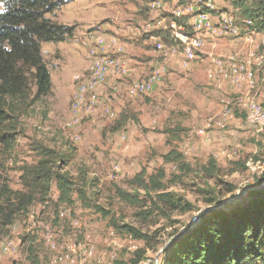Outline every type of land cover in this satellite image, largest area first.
<instances>
[{
  "label": "rangeland",
  "instance_id": "374dc122",
  "mask_svg": "<svg viewBox=\"0 0 264 264\" xmlns=\"http://www.w3.org/2000/svg\"><path fill=\"white\" fill-rule=\"evenodd\" d=\"M152 1L148 9L149 0H72L55 12L57 22L73 24L77 32L116 40L124 48L128 75L104 96L99 89L93 113L73 125V78L86 68H72L67 50L59 48L71 44L87 56L89 43L82 42L88 37L42 42L51 92L18 118L12 145L0 144V187L22 189L20 167L36 160V143L63 153L75 148L64 167L71 176V202L58 198L53 181L44 201H34L11 224H0V264H31L30 253L38 264H73L68 260L79 262L84 254L87 264H110L116 257L130 264L138 255L137 264H162L171 241L201 213L227 209L243 202L249 190L264 187V178L256 180L264 172V127L248 123L236 102L249 97L264 109V32L249 27L229 0H211L216 8L207 12L209 23L218 26L223 12L232 17L229 32L193 49L189 67L177 69L155 55L149 37L140 38L151 32L144 29L147 21L163 18L167 27L169 12L178 7L163 0L167 4L156 8ZM206 2L192 0L193 10L212 9ZM145 44L156 66L163 63L164 74L149 93L129 96L131 82L146 80L154 69L145 60ZM239 71L251 73L249 82L232 84L230 75ZM178 124L183 131L176 138L172 130ZM169 150L180 152L187 167L164 159ZM159 169L162 187L149 179ZM162 192L184 209L158 197ZM72 244L75 252L69 251Z\"/></svg>",
  "mask_w": 264,
  "mask_h": 264
},
{
  "label": "trees",
  "instance_id": "16d2710c",
  "mask_svg": "<svg viewBox=\"0 0 264 264\" xmlns=\"http://www.w3.org/2000/svg\"><path fill=\"white\" fill-rule=\"evenodd\" d=\"M71 1L0 0V144L12 145L18 118L39 98L51 92L50 72L41 44L64 41L73 35L75 25L59 23L53 18L57 10ZM229 1L245 20L250 21L249 27L264 32V0ZM189 2L191 0H177L176 5ZM213 10L200 9L205 13ZM168 17L181 27V35H194L189 14L173 16L169 12ZM169 23L167 27L163 24L150 34H143L141 40L155 35L164 44L176 45L180 49L181 41L173 33L177 31ZM178 125L172 130L176 138L183 131ZM33 150L36 160L20 167L22 189L10 190L7 185L0 187V224L4 226L11 224L15 215L26 211L34 201H44L53 181L58 198L71 202V176L64 167L73 158L75 148L63 153L36 143ZM181 158L182 154L176 150H169L164 155L166 160H176L180 168L187 167ZM208 164L214 166V158L210 157ZM163 176V170L159 169L156 176L150 175L149 179L156 187H162L159 178ZM263 178L264 172L256 179L257 183ZM158 197L170 202L174 208L184 209L169 193L162 192ZM128 229L134 232L132 228ZM28 260L31 264H38L33 253ZM138 261L139 255L131 259L130 264ZM110 264L125 263L122 257H116ZM162 264H264V187L249 190L243 202L227 209L220 207L201 213L194 224L171 241Z\"/></svg>",
  "mask_w": 264,
  "mask_h": 264
},
{
  "label": "bare ground",
  "instance_id": "6f19581e",
  "mask_svg": "<svg viewBox=\"0 0 264 264\" xmlns=\"http://www.w3.org/2000/svg\"><path fill=\"white\" fill-rule=\"evenodd\" d=\"M208 1L210 2L209 3L206 2V5L212 9H215L216 7L211 3V0H208ZM157 2L161 3L162 5H165V3L162 1H154L152 4L153 7H156V8L159 7ZM191 3H192V0L191 2L185 5L178 6L176 9L173 10V13L176 16H182L185 14H189L190 16L189 24L191 28L193 29V31L195 32L194 35L192 37H187L185 35H179L178 33L174 31L173 33L175 34V36L181 41L182 47L180 49L176 45H166L160 39L155 40L158 45H155L154 47L155 50L158 52V55L163 56V57H167V56L169 57V55L180 54L182 57L181 62L184 65H188L190 61L194 58L193 49L201 47L204 43V38L206 37V35H202V32L200 31L201 19L198 18L197 15H201L202 13L204 14V25L208 26V29H209V25L207 23L209 22L210 17L208 13L197 11V10L194 11ZM219 16L222 20L218 23V26L214 27L213 33H212L213 35H220V34L228 33L229 31L227 30H229L228 28L232 24V17L230 16L226 17L223 14V12H221ZM246 22L250 23L249 20H246ZM236 30L237 29L235 27H232L230 31H236ZM91 35H95L97 39L102 40V45L103 46L105 45V38L102 35L95 34V33H92ZM113 41L114 40H112V42ZM191 41H194L196 43H191L190 45ZM91 42L92 44H91V47L89 48V53H90L89 55L91 57L90 63L88 64V66L86 67L83 73L75 74L73 78V81L75 83V88H76V91L73 95V101L70 107V123L73 125L78 124L84 116L91 115L93 113L98 103L97 89L106 83V80L110 74H115L119 78H122L125 75H128V67L126 65L127 63H125V58L123 55L120 54L122 56L123 66L116 65V53H95V42L93 41ZM103 60H104L105 68L101 70ZM219 65H220V62L217 61L214 67L216 69L218 67L220 68ZM242 68L243 67L241 66L240 69ZM163 70H164L163 66L158 65L149 73V77L146 80H133L128 87L127 94L129 96H134L138 94L149 93L155 85V82H153L154 78H156V82L160 81L164 74ZM99 75H100L101 81L96 80L99 77ZM250 76H251V73H247V76H246V73L244 72L241 73L239 71V72L232 73L230 75V80L232 84L234 83L239 84L240 82H243V81L249 82ZM236 102H237V105L241 108V110L245 113L246 121L249 123L250 120H259L261 118V123L260 125L256 126V128L258 130L263 129L264 109L261 107V105L258 104L255 100L249 97H244V96L239 97L236 100ZM105 111L108 112L107 110ZM108 114H111V113L108 112ZM73 119H74V122H72ZM72 245L73 246H70L71 250L69 251L75 252L76 246L75 244H72ZM79 249L81 252L84 251L82 250V247L80 245L77 248V251ZM65 258L69 259L67 253L65 255ZM68 261H70L73 264H87V258L85 254L83 255V257H81V261L79 262H76V261L74 262L72 258Z\"/></svg>",
  "mask_w": 264,
  "mask_h": 264
},
{
  "label": "crops",
  "instance_id": "0c3cea01",
  "mask_svg": "<svg viewBox=\"0 0 264 264\" xmlns=\"http://www.w3.org/2000/svg\"><path fill=\"white\" fill-rule=\"evenodd\" d=\"M171 2H173V3H175L176 4V2H177V0H172ZM165 4H167L166 2H165ZM171 13L173 14V10L171 11ZM159 21V26H157L156 27V23ZM189 22H190V19H189ZM164 24V19L163 18H157V19H155V20H152V21H147L146 23H145V26H144V29L146 30V31H151L152 32V30L153 29H155V28H158V27H161L162 25ZM208 25H209V29H208V32H207V35H206V37L204 38V43H203V45L202 46H204L206 43H208V42H210V41H212V40H214L215 38H218V37H220V36H222V35H224V34H228V33H224V34H220V35H213L212 33H213V29H214V27L215 26H213L212 24H210L209 22L207 23ZM84 35V38H85V36L86 37H90V34H92L91 32L90 33H88V35H87V33H86V29L85 30H82V31H79V32H77L75 29H74V32H73V35H72V37H74L75 38V36H77V35ZM96 34V33H95ZM100 34H103V35H105L106 36V34H104V33H100ZM105 38V45L104 46H102L101 48H98V53H116L117 54V51L121 48L122 49V52L124 51V48H122L119 44H117V41L116 40H114V39H111V40H107V38L106 37H104ZM80 39H82V37H80ZM156 40V39H159L157 36H155V35H150L149 36V40L153 43L154 42V40ZM77 40V39H76ZM112 40H114L113 42H112ZM92 40L91 39H84L83 40V42L82 43H84V45L85 44H87V43H89L88 44V46H87V50H86V55L87 56H83V55H81L80 54V52L79 51H77L75 48H73L72 46H71V44L67 47L65 44L63 45V46H61V48H59L63 53H64V49H66L67 50V53H68V55H70V59H69V62H70V65L72 66V68H75V69H78V70H80V69H85L87 66H88V64L90 63V60H91V57H90V53H89V48L91 47V44H92V42H91ZM64 43V42H63ZM83 45V44H82ZM201 46V47H202ZM113 49V50H112ZM121 49H120V51H121ZM145 49V53L147 54V56L145 57V60H149L150 59V61L149 62H147L149 65H153L152 67H157L158 65H160V64H158L157 66H156V62H154V60L152 59V58H150V56H151V54H149V52H151L147 47L146 48H144ZM109 50H112V52H109ZM154 50H155V48H154ZM70 51V52H69ZM156 51V50H155ZM121 55H124V54H122V53H120ZM157 54H158V52L156 51L155 52V55L157 56ZM210 54V52H208V55ZM125 57H126V55H125ZM165 58H167V59H164L165 61H164V64H169L170 66H172V67H174V68H177V69H186V68H184L183 66H182V64H181V60H182V57H181V55L180 54H174V55H169V57L167 56V57H165ZM194 58H195V56H194ZM193 58V59H194ZM127 60H128V58H127ZM192 61V60H191ZM191 61H190V63L189 64H191ZM128 63H129V60H128ZM156 63V64H155ZM163 63H161V65H162ZM189 64H188V66H187V68L189 67ZM144 69V68H143ZM216 69V68H215ZM130 72H132V70H131V67H130ZM150 73V72H149ZM116 79H119V77L118 76H116L115 74H111L110 76H109V78H108V80H107V82L103 85V86H101V87H99L98 89H97V93H98V90L99 89H101L102 87V90H103V95L102 96H104V95H106L107 94V91H108V89L109 88H111V89H116L117 87H118V84H117V82H116ZM161 81V80H160ZM159 81V82H160ZM159 82H157V83H159ZM155 86V85H154ZM74 89H75V87H74ZM73 90V89H72ZM74 91V90H73Z\"/></svg>",
  "mask_w": 264,
  "mask_h": 264
},
{
  "label": "built area",
  "instance_id": "2783aa9c",
  "mask_svg": "<svg viewBox=\"0 0 264 264\" xmlns=\"http://www.w3.org/2000/svg\"><path fill=\"white\" fill-rule=\"evenodd\" d=\"M157 4L159 5V7H162L163 8V5L161 3H158ZM198 18L201 19V26H200V31L202 32V35H207V32H208V26H205L204 25V14L202 13L201 15H197ZM170 27L174 28L177 33H179L181 35V27H179L178 25H176V23L174 21H170L169 23ZM159 26V21L156 23V27ZM88 39H91L93 42H95V53H98V48H101L103 45H102V40H99L95 37V35H91L90 34V37ZM154 40V39H153ZM191 43H196L194 41H191L190 42V45ZM201 44V43H200ZM155 45H158L156 43V41L154 40V46ZM94 53V54H95ZM93 55V54H92ZM193 60V59H192ZM182 66L184 68H187L188 65H184L182 62H181ZM116 65H122V56L120 55V49L117 51V54H116ZM105 68V64H104V60H103V63H102V66H101V70H103ZM96 80H100V75L99 77L96 79ZM101 81V80H100ZM153 82H155V84L157 83L156 82V78H154ZM72 122H74V119L72 120ZM249 123L253 126H258L260 125L261 123V118L259 120H250ZM200 133H202V131H199ZM9 245L10 244H6L5 246V249H9Z\"/></svg>",
  "mask_w": 264,
  "mask_h": 264
},
{
  "label": "water",
  "instance_id": "95a60500",
  "mask_svg": "<svg viewBox=\"0 0 264 264\" xmlns=\"http://www.w3.org/2000/svg\"><path fill=\"white\" fill-rule=\"evenodd\" d=\"M263 184H264V182H263ZM197 220V219H196ZM192 225V224H191Z\"/></svg>",
  "mask_w": 264,
  "mask_h": 264
}]
</instances>
